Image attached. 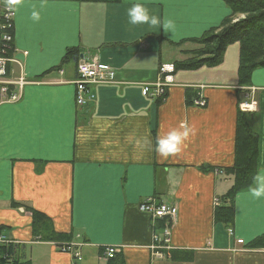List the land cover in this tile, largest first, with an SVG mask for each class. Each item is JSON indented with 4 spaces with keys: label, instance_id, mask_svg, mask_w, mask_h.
Masks as SVG:
<instances>
[{
    "label": "crops",
    "instance_id": "crops-1",
    "mask_svg": "<svg viewBox=\"0 0 264 264\" xmlns=\"http://www.w3.org/2000/svg\"><path fill=\"white\" fill-rule=\"evenodd\" d=\"M135 2L10 5L20 62L13 73L32 83L18 101L0 105V234L12 241L0 264H72L61 245L35 235L31 211L44 215L54 233H71L69 243L80 244L78 264H264V249L247 247L264 234V199L240 192L232 226L213 219L214 199L233 183L225 170L234 159L238 104L250 89L258 105L248 118L258 136L257 172L264 169V67L253 71L250 87H239V45L232 44L215 68L173 73L162 103L142 96L159 67L177 57L178 43L218 27L231 12L221 0H139L150 14L175 22L171 34L130 25L127 10ZM72 48L78 60L96 57L115 73L113 84L91 88L95 97L82 107L75 104L76 63H63ZM187 91L205 107L187 105ZM182 124L193 133L180 152L161 156L157 137ZM147 198L177 206L162 259L151 254L154 228L138 210ZM107 247L118 249L109 261Z\"/></svg>",
    "mask_w": 264,
    "mask_h": 264
},
{
    "label": "trees",
    "instance_id": "trees-1",
    "mask_svg": "<svg viewBox=\"0 0 264 264\" xmlns=\"http://www.w3.org/2000/svg\"><path fill=\"white\" fill-rule=\"evenodd\" d=\"M230 10V15L215 28L206 31L198 38L183 40L177 44V57L171 65L174 72L195 71L200 68H215L223 62L226 48L232 44L239 45L237 81L239 87H250L251 74L254 70L264 67V0H221ZM79 53L72 48L67 50L63 63L77 64ZM186 93L187 105H192L197 95L189 97ZM166 96V94H165ZM164 96V97H165ZM165 99V98H164ZM163 100H155L162 103ZM253 114L239 111L236 120L234 139V159L232 166L225 174L233 177V183L228 191L217 198L219 204L214 207V222L230 228L234 219L233 201L236 195L254 186L253 177L257 174L258 136L249 127L248 118ZM208 170L207 167H202ZM34 233L44 241H54L65 246L72 236L54 233L51 224L44 215L32 212ZM163 222L158 223V230ZM59 247V249L61 248ZM249 249H264V234L250 242ZM12 246H1L0 256L6 262Z\"/></svg>",
    "mask_w": 264,
    "mask_h": 264
},
{
    "label": "built area",
    "instance_id": "built-area-1",
    "mask_svg": "<svg viewBox=\"0 0 264 264\" xmlns=\"http://www.w3.org/2000/svg\"><path fill=\"white\" fill-rule=\"evenodd\" d=\"M13 11L11 7L3 0H0V105L5 103H15L21 97L23 87L32 82H28L23 76H15L13 73V65L20 64L16 59V49L13 47L12 30H13ZM23 56L27 55L22 52ZM174 68L172 65H161L158 70V78L154 83L144 84L141 91L142 96L155 100H163L168 86L173 84L172 74ZM62 74V72H59ZM115 82V73L108 66L100 64L96 57L89 60H79L76 65V80L73 82L76 87L75 103L78 107H82L89 102H92L94 95L91 88L95 85H108ZM254 89H250L248 96L244 101L239 102L238 109L244 114H254L257 112V101L252 95ZM202 97L194 100L193 104L196 107L203 108L206 103ZM221 173V172H219ZM214 206L219 204L215 199ZM138 210L147 215L154 228L158 226L159 222H163L161 229L154 232L151 237V245L149 249L153 258H163L162 251L170 250V235L172 225L177 214L176 207L171 204H163L156 202L153 198H147L142 201ZM231 236L232 231L228 230ZM12 241L8 240L6 236L0 234V244L9 245ZM237 244L241 245L242 240H237ZM80 247L69 243L60 248L61 253L69 254L73 257V264L81 261V255L78 251ZM118 249L115 247H107L103 250L105 259H112Z\"/></svg>",
    "mask_w": 264,
    "mask_h": 264
},
{
    "label": "clouds",
    "instance_id": "clouds-1",
    "mask_svg": "<svg viewBox=\"0 0 264 264\" xmlns=\"http://www.w3.org/2000/svg\"><path fill=\"white\" fill-rule=\"evenodd\" d=\"M10 5L19 7L22 0H10ZM128 23L132 26L149 25L152 28L163 29L166 33L173 34L175 32V22L172 19H161L159 16L150 14L149 10L143 3L136 0L135 3L127 10ZM31 19L38 22L41 19L38 11H33ZM193 129L185 125L172 128L162 136L156 139L155 150L163 157L167 158L180 152L183 143L193 133ZM254 187L249 189L250 195L256 199H264V169H260L253 177Z\"/></svg>",
    "mask_w": 264,
    "mask_h": 264
},
{
    "label": "rangeland",
    "instance_id": "rangeland-1",
    "mask_svg": "<svg viewBox=\"0 0 264 264\" xmlns=\"http://www.w3.org/2000/svg\"><path fill=\"white\" fill-rule=\"evenodd\" d=\"M27 53V52H26ZM22 56H23V54H22ZM23 57H26V55L25 56H23ZM18 60V59H17ZM14 65H17V67L19 68V65L20 64H18V63H15ZM18 76V75H17ZM21 76H19V78H20ZM249 123H250V121H249ZM231 176V175H230ZM249 190V189H248ZM247 191V190H246ZM173 205V204H172ZM173 206H175V205H173ZM176 207V210H177V206H175ZM176 216H177V214H176ZM176 218V217H175ZM230 236V235H229ZM75 245H77V246H79L80 244H78V243H74ZM81 262V261H80ZM71 263H73V257H71Z\"/></svg>",
    "mask_w": 264,
    "mask_h": 264
},
{
    "label": "bare ground",
    "instance_id": "bare-ground-1",
    "mask_svg": "<svg viewBox=\"0 0 264 264\" xmlns=\"http://www.w3.org/2000/svg\"><path fill=\"white\" fill-rule=\"evenodd\" d=\"M227 19H229V18H227ZM233 60V59H232ZM229 71V70H228ZM228 73V72H227Z\"/></svg>",
    "mask_w": 264,
    "mask_h": 264
}]
</instances>
